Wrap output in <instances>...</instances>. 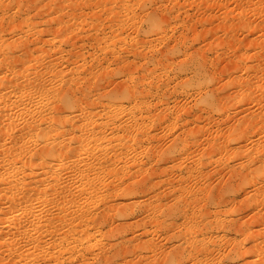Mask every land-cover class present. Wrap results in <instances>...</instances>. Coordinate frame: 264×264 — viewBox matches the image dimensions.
<instances>
[{
	"label": "rangeland",
	"instance_id": "1",
	"mask_svg": "<svg viewBox=\"0 0 264 264\" xmlns=\"http://www.w3.org/2000/svg\"><path fill=\"white\" fill-rule=\"evenodd\" d=\"M0 49V264H264V0H0Z\"/></svg>",
	"mask_w": 264,
	"mask_h": 264
},
{
	"label": "bare ground",
	"instance_id": "2",
	"mask_svg": "<svg viewBox=\"0 0 264 264\" xmlns=\"http://www.w3.org/2000/svg\"><path fill=\"white\" fill-rule=\"evenodd\" d=\"M144 14H145V13H144ZM152 14H154V13H152V12L149 11V12H147V14H145V15H146L147 17L151 18V17H152ZM163 17H164V16H163ZM159 19H160V18H159ZM163 19H164V18H163ZM153 20H154V19H153ZM161 20H162V19H161ZM164 20H165V19H164ZM164 20H163V21H164ZM156 21H157V20H154V22H156ZM158 22L160 23L161 21H158ZM156 23H157V22H156ZM157 24H158V23H157ZM151 25H152V24H151ZM12 40H13V39H12ZM22 41H23V40H22ZM1 44H2V43H1ZM5 44H6V42H5ZM12 44H13V43H12ZM22 44H24V43H22ZM35 44H36V43H35ZM6 45H7V44H6ZM36 45H37V44H36ZM24 46H25V44H24ZM24 46H23V47H24ZM59 46H60V45H59ZM59 46H58V47H59ZM4 47H5V46H4ZM1 48H2V47H1ZM6 48H7V47H6ZM31 48H32V47H31ZM23 49H24V48H23ZM34 49H35V47H34ZM24 50H25V49H24ZM56 50H57V49H56ZM3 51H4V50H3ZM3 51L0 49V53H2ZM25 52H26V51H25ZM174 52H175V51H174ZM23 53H24V51H23ZM139 53H140V52H139ZM173 54H174V53H173ZM27 55H28V54H27ZM140 55L142 56V54H140ZM13 56H14V55H13ZM53 56H54V55H53ZM56 57H57V56H56ZM56 57H55V58H56ZM118 57H121V56H118ZM166 57H167V56H166ZM5 58H6V57H5ZM168 58H169V57H168ZM10 59H11V58H10ZM13 59H14V58H13ZM13 59H12V60H13ZM27 59H28V58H27ZM7 60H8V59H7ZM12 60H11L10 62H13V63L16 64L17 61H18L19 59H17V61H15V62L12 61ZM14 60H15V59H14ZM56 60H57V58H56ZM2 61H3L4 63H3ZM19 61H20V60H19ZM19 61H18V63H19ZM21 61H22V60H21ZM50 61H51V60H50ZM53 61H55V60H53ZM68 61H69V60H68ZM193 61H194V60H193ZM0 62H1V64L3 63L2 65H4V64H8V65H10L9 67H11V69H12V68L15 69L14 67H12L13 64L6 63V60H3V59H2V60H0ZM7 62H9V61H7ZM45 62H46V61H45ZM186 62H188V61H186ZM191 62H192V60H191L189 63H191ZM70 63H72V62H70ZM73 63H74V62H73ZM76 63H77V62H76ZM180 63H182V62H180ZM195 63H196V62H195ZM199 63H201V62H198V66L195 64L194 67H193V66H192V67H191V66H188L189 64L186 65V66H185V64H181V67H180V68H182V70L185 69V72H187L188 70H189V71L191 70V71H193L194 73H201V72H202L201 70H202L203 67H201V65H200ZM204 63H205V61H204ZM193 64H194V63H192L191 65H193ZM11 65H12V66H11ZM16 65H17V64H16ZM55 65H56V64H55ZM199 65H200V66H199ZM203 65H204V64H203ZM203 65H202V66H203ZM6 66H7V65H5L4 67H6ZM46 66L48 67V65H46ZM1 67L3 68V66H1ZM1 67H0V68H1ZM9 67H8V68H9ZM17 67H18V66H17ZM40 67H41V66H40ZM55 67H56V66H55ZM208 67H209V66H208ZM6 68H7V67H6ZM69 68H70V67H69ZM81 68H82V67H81ZM180 68H179V70H181ZM13 69H12V71H13ZM70 69H71V68H70ZM43 70H44V69H43ZM57 70H58V68H57ZM76 70H77V69H76ZM78 70H79V69H78ZM186 70H187V71H186ZM206 70H207V69H206ZM6 71H7V70H6ZM10 71H11V70H10ZM15 71H16V70H15ZM71 71H72V69H71ZM52 72H53V71H52ZM61 72H62V71H61ZM179 72H180V71H179ZM183 72H184V71H183ZM203 72H205L204 69H203ZM203 72H202V74H203ZM206 72H207V71H206ZM41 73H43V72H41ZM41 73H40V74H41ZM48 73H49V72H48ZM54 73H55V72H54ZM43 74H44V73H43ZM50 74H52V73H50ZM61 74H62V73H61ZM75 74H76V73H75ZM205 74H206V73H204V76H205ZM3 75H4V74H3ZM8 75H9V74H8ZM45 75H46V74H45ZM64 75H65V74H64ZM197 75H198V74H197ZM200 75H201V74H200ZM200 75H199V77H200ZM11 76H12V75H11ZM32 76H33V75H32ZM36 76H37V75H36ZM53 76H55V75H53ZM75 76H76V75H75ZM201 76H202V75H201ZM25 77H26V76H25ZM42 77H43V76H42ZM66 77H67V76H66ZM68 77H69V76H68ZM72 77H73V76H72ZM12 78H13V77H12ZM59 78H60V77H59ZM62 78H63V77H62ZM36 79H37V78H35L34 81L30 80L29 83H30V84H33V83H34L33 86H35V89L37 88L36 90H38V89L41 87V84L39 83V81H38L37 83H35ZM60 79H61V78H60ZM5 80H6V79H5ZM39 80H41V79H39ZM43 80H44V79H43ZM56 80H57V79H56ZM61 80H62V79H61ZM11 81H12V80H11ZM11 81H10V82H11ZM15 81H17V80H15ZM23 81H24V80H23ZM68 81H69V80H68ZM74 81H75V80H74ZM74 81H73V83H74ZM21 82H22V81H21ZM42 82H43V81H42ZM50 82H52V81L50 80ZM50 82H49V83H50ZM1 83H2V82H1ZM6 83H7V82H6ZM16 83H18V82H16ZM16 83H15V84H16ZM38 83L40 84V87H39V84H38ZM21 84H22V83H21ZM43 84H44V86H46V85H45L46 82H44ZM7 85H8V84H7ZM16 85L19 86V84H16ZM48 85H49V84H48ZM3 86H5V84H4ZM18 86H17V87H18ZM52 86H53V85H52ZM54 86H55V85H54ZM61 86H62V85H61ZM70 86H71V85H70ZM101 86H102V85H101ZM10 87H11V86H10ZM71 87H72V86H71ZM71 87H69V90H70ZM74 87H75V86H74ZM121 87H122V86H121ZM3 88H5V87H3ZM47 88H48V87H47ZM50 88L52 89V87H50ZM59 88H60V87H59ZM66 88H67V89H66ZM66 88H65V91H64L65 93L63 92V93H64V96L62 97V95H61L62 100H63V101H62V104H61V105L58 104V105H60V107H58L57 109H55V106H54V108H53L54 111L51 110V112H50V110H48V111L46 110L48 114H50V113H52V112H55V113L57 112L56 114H58V113H63V112L65 111V108H66V107H67V108H68V107L70 108V106H71V107L73 106V105H72V100H71V97H72V96H70L71 93H69V92H72V91H69V90H68V87H66ZM156 88L159 89L160 86H158V87H156ZM161 88H163V87H161ZM161 88H160V89H161ZM10 89H11V88H10ZM28 89H29V88H28ZM32 89H33V88H32ZM35 89H34V90H35ZM42 89H43V88H42ZM63 89H64V88H63ZM76 89H77V88H76ZM126 89H127V90L124 89L125 91H122V90H121V92H123V93L125 92V95H126V92L129 91L128 88H126ZM150 89H151V88H150ZM150 89H149V90H150ZM158 89H155V91L157 92ZM26 90H27V89H26ZM61 90H62V89H61ZM61 90H60V91L58 90V91L60 92V94H61ZM2 91H3V90H2ZM11 91H12V90H11ZM20 91H21V90H20ZM130 91H131V90H130ZM133 91H134V90H133ZM151 91H152V90H151ZM151 91H149V92H150V93H153V91H152V92H151ZM161 91H162V90H161ZM32 92H33V91H30V93H27V94H31V95H32ZM35 92H36V91H35ZM42 92H44V89H43ZM42 92H41V94H42ZM50 92H51V91H50ZM56 92H57V91H56ZM77 92H78V91H77ZM81 92H82V91H81ZM214 92H215V91H214ZM23 93H25V91H24ZM36 93H37V92H36ZM57 93H58V92H57ZM57 93L54 92V96H55V94H57ZM109 93H113V92L109 91ZM145 93H146V92H145ZM157 93H158V92H157ZM209 93H211V92H209ZM218 93H219V92H218ZM5 94H6V93H5ZM39 94H40V92H39ZM39 94H38V95H39ZM44 94H45V93H44ZM60 94H57V96L60 95ZM72 94H73V93H72ZM86 94H87V93H86ZM86 94H85V95H86ZM128 94H129V93H128ZM147 94H148V93H147ZM212 94H213V91H212ZM212 94H211V96H212ZM216 94H217V93H216ZM16 95H17V94H16ZM52 95H53V91H52ZM73 95H74V94H73ZM111 95H112V94H111ZM116 95H117V94H116ZM157 95H158V94H157ZM161 95H162V94H161ZM28 96H29V95H28ZM36 96H37V95H36ZM40 96H41V95H40ZM44 96H45V95H44ZM75 96H76V95H75ZM121 96H122V95H121ZM221 96H222V95H221ZM23 97L25 98L24 95H23ZM55 97H56V96H55ZM58 97H59V96H58ZM61 97H60V98H57V100L59 99V102L61 101V100H60ZM85 97H86V96H85ZM124 97H125V96H124ZM212 97H213V96H212ZM24 98H23V99H24ZM26 98H28V100L30 101V99L33 100L34 97L32 96V98H30V99H29V97H26ZM73 98H75V97H73ZM76 98H77V97H76ZM91 98H92V97H91ZM220 98H221V97H220ZM5 99H6V97H5ZM19 99H20V97H19ZM34 99H35V98H34ZM39 99H40V97H39ZM42 99H44V97H43ZM49 99H50V98H49ZM54 99H55V98H54ZM116 99H118V98H116ZM52 100H53V98H52ZM52 100H51V101H52ZM57 100H56V101H57ZM96 100H97V99H96ZM0 101H1V100H0ZM14 101H15V100H14ZM18 101L20 102V100H18ZM46 101H47V100H46ZM53 101H54V100H53ZM74 101H75V99H74ZM74 101H73V103H74ZM90 101H91V100H90ZM92 101H93V100H92ZM221 101H222V100H221ZM5 102H6V101H5ZM16 102H17V101H16ZM19 102H18V103H19ZM26 102H27V101H26ZM32 102H33V101H32ZM44 102H45V101H44ZM47 102L49 103V101H47ZM79 102H80V101H79ZM12 103H13V102H12ZM18 103H17V104H18ZM22 103H24L23 100H21V102L19 103V105L22 104ZM27 103H28V102H27ZM36 103H37V102H36ZM57 103H58V102H57ZM60 103H61V102H60ZM75 103H76V101H75ZM139 103H140V102H139ZM17 104H16V105H17ZM25 104H26V103H25ZM31 104H32V103H31ZM33 104H34V103H33ZM49 104H50V103H49ZM77 104H79V103L77 102ZM88 104H89V103H88ZM9 105H10V104H9ZM19 105H18V106H19ZM23 105H24V104H22V106H23ZM37 105H38V104H37ZM41 106H42V105H41ZM51 106H52V105H51ZM51 106H50V109H51ZM9 107H10V106H9ZM26 107H27V106L25 105L24 108H26ZM56 107H57V105H56ZM20 108H21V107H20ZM22 108H23V107H22ZM43 108H44V107H43ZM73 108H74V106H73ZM77 108H78V107H77ZM91 108H92V106H91ZM11 109H12V108H11ZM13 109H14V108H13ZM39 109H40V107H39ZM67 110H68V109H67ZM70 110H71V109H70ZM139 110H140V109H139ZM141 110H142V109H141ZM0 111H1V110H0ZM28 111H29V110H28ZM31 111H32V109H31ZM34 111L36 112V110H34ZM42 111H43V110H42ZM42 111H41V112H42ZM8 112H9V111H8ZM131 112H132V111H131ZM140 112H141V111H140ZM1 113H2V112H1ZM47 113H42V114L38 113V114H40V115H38V114H32V115H31L32 118L29 120V123H28V121L26 122L27 124H29L30 127L27 126V128L29 127L30 130H31L32 127H33V129H34V128H35V129H38V128L40 129V135H42L41 133H43V138H42V136H41V137L39 136V137L41 138L42 141H43L44 139L46 140V138H47V136H46L47 132H49V131L53 128V126H55V123H54L53 126H47V123H46V125L44 124V122L46 121V119H45V121H44V116H46L45 114H47ZM55 113H54V114H55ZM64 113H65V112H64ZM11 114H12V113H11ZM25 114H26V113H25ZM27 114H29V113H27ZM48 114H47V115H48ZM52 114H53V113H52ZM15 115H16V114H15ZM29 115H30V114H29ZM29 115H28V116H29ZM43 115H44V116H43ZM59 115H60V114H59ZM73 115H74V114H73ZM137 115H138V114H137ZM3 116H4V115H3ZM23 116H24V114H23ZM31 116H30V117H31ZM50 116H51V115H50ZM60 116H61V115H60ZM135 116H136V115H135ZM153 116H154V115H153ZM157 116H158V115H157ZM4 117H5V116H4ZM42 117H43V118H42ZM46 117H47V116H46ZM64 117H65V116H64ZM64 117L62 118L63 120H60V121L58 122V124L56 123L57 126H55V127H58V126H60V127H65L66 124L63 122V121H65V118H64ZM74 117H75V115H74ZM2 118H3V117H2ZM14 118H15V117H14ZM20 118H21V117H20ZM47 118H48V117H47ZM67 118H68V117H67ZM67 118H66V119H67ZM72 118H73V117H72ZM91 118H92V117H91ZM139 118H140V117H139ZM142 118H143V117H142ZM156 118H157V117H156ZM158 118H159V117H158ZM0 119H1V118H0ZM4 119H5V118H4ZM6 119H7V118H6ZM26 119H27V118H26ZM55 119H56V118H55ZM88 119H89V118H88ZM153 119H154V118H153ZM18 120H19V119H18ZM47 120H48V119H47ZM75 120H76V119H75ZM85 120H86V119H85ZM136 120H138V119H136ZM136 120H135V121H136ZM5 121H6V120H5ZM55 121H56V120H55ZM66 121H69V120L67 119ZM70 121H71V120H70ZM78 121H79V120H78ZM86 121H87V120H86ZM86 121H85V123H86ZM89 121H90V120H89ZM89 121H88V122H89ZM94 121H95V120H94ZM106 121H107V120H106ZM130 121H131V120H130ZM142 121H144V119H143ZM7 122H8V121H7ZM19 122H20V121H19ZM46 122H47V121H46ZM92 122H93V121H92ZM107 122H108V121H107ZM156 122H158V121H156ZM9 123H10V122H9ZM66 123H67V122H66ZM105 123H106V122H105ZM123 123H124V122H123ZM126 123H127V122H126ZM128 123H129V122H128ZM131 123H132V122H131ZM139 123H140V122H138V124H139ZM14 124H15V123H14ZM16 124H17V123H16ZM24 124H25V123H24ZM24 124H23V125H24ZM43 124H44L45 126H43ZM68 124H69V123H67V125H68ZM72 124H73V123H72ZM82 124H83V123H82ZM87 124H89V123H87ZM91 124H92V123H91ZM96 124H97V123H96ZM111 124H112V123H111ZM134 124H135V123H134ZM143 124H144V122H143ZM11 125H12V124H11ZM48 125H49V124H48ZM51 125H52V124H51ZM77 125H79V124H77ZM123 125H125V124H123ZM140 125H141V124H140ZM89 126H90V124H89ZM98 126H99V125H98ZM106 126H107V125H106ZM129 126H130V125H129ZM79 127H80V126H79ZM84 127H85V126H84ZM84 127L82 126L81 128L84 129ZM95 127H97V126H95ZM127 127H128V126H126V128H127ZM139 127H140V126H139ZM139 127L137 126V128H139ZM7 128H8V127H7ZM13 128H14V127H13ZM65 128H66V127H65ZM65 128H64V129H65ZM87 128H88V127H87ZM97 128H98V127H97ZM99 128H100V127H99ZM110 128H111V127H110ZM114 128H115V127H114ZM114 128H113V129H114ZM124 128H125V127H124ZM130 128H131V127H130ZM135 128H136V127H135ZM135 128L133 129L134 131H136ZM140 128H141V127H140ZM55 129H56V128H55ZM79 129H80V128H79ZM83 129H80V130H83ZM85 129H86V127H85ZM131 129H132V128H131ZM23 130H24V129H23ZM52 130H53V129H52ZM52 130H51V131H52ZM58 130H59V129H58ZM80 130H79V131H80ZM87 130H88V129H87ZM102 130H103V129H102ZM127 130H129V129H127ZM127 130H126V132H127ZM24 131H25V130H24ZM51 131H50V132H51ZM66 131H67V130H66ZM68 131H69V130H68ZM96 131H99V130L96 129ZM117 131H118V130H117ZM124 131H125V130H124ZM129 131H130V130H129ZM131 131H132V130H131ZM137 131H140V129L137 130ZM30 132H32V131H30ZM30 132H29V133H30ZM0 133H1V132H0ZM5 133H7V132L5 131ZM5 133H4V134H5ZM21 133H22V132H21ZM56 133H57V132H56ZM56 133H55V134H56ZM61 133H62V132H61ZM64 133H65V132H64ZM64 133H62V134H64ZM85 133H86V132H85ZM98 133H99V132H98ZM98 133H97V134H98ZM101 133H102V132H101ZM129 133H130V132H129ZM139 133H140V132H139ZM143 133H144V132H143ZM22 134H23V133H22ZM49 134H50V133H49ZM82 134H83V133H82ZM93 134H94V133H93ZM19 135H20V134H19ZM58 135H59V133H58ZM58 135H57V136H58ZM78 135H79V134H78ZM99 135H100V133H99ZM128 135H129V134H128ZM55 136H56V135H55ZM60 136H61V135H60ZM86 136H87V135H86ZM130 136H131V133H130ZM11 137H12V136H11ZM22 137H23V136H22ZM48 137H49V136H48ZM65 137H66V136H65ZM67 137H68V136H67ZM67 137H66V138H67ZM58 138H59V137H58ZM85 138H86V137H85ZM87 138H88V137H87ZM14 139L16 140L15 137L12 138V140H14ZM29 139H30V138H29ZM48 139H50V138H47V141H46V142L49 141ZM53 139H54V138H53ZM98 139H99V138H98ZM22 140H23V139H22ZM36 140H37V139H36ZM95 140H96V139H95ZM26 141H27V140H25V143H26ZM28 141H29V140H28ZM30 141H31V140H30ZM30 141H29V142H30ZM39 141H40V140H39ZM14 142H15V141H14ZM29 142H27V143H29ZM60 142H62V141H60ZM63 142H64V141H63ZM67 142H68V141H67ZM81 142H82V141H81ZM15 143H16V142H15ZM25 143H24V144H25ZM43 143H44V142H43ZM48 143H51V142L49 141ZM48 143H47V144H48ZM65 143H66V141H65ZM120 143H121V142H120ZM123 143H124V142H123ZM52 144H53V143H52ZM52 144H51V146H48V147H49V150H50V151H49V150H48V151L51 152V153H52V152L55 153V152L57 151V147L53 146ZM56 144H57V143H56ZM62 144H63V143H62ZM79 144H80V143H79ZM45 145H46V143H45ZM48 145H49V144H48ZM63 145H64V144H63ZM69 145H70V144H68V146H69ZM80 145H81V144H80ZM211 145L213 146V144H211ZM214 145H215V147L217 148V145H216V144H214ZM218 145H219V144H218ZM20 146H21V144H20ZM23 146H24V145H23ZM27 146H28V145H27ZM59 146H60V145H59ZM220 146H221V145H220ZM34 147H35V146H34ZM38 147H39V146H38ZM46 147H47V146H46ZM60 147H61V146H60ZM26 148H27V147H26ZM44 148H45V146H44ZM61 148H62V147H61ZM68 148H69V147H68ZM123 148H124V146H123ZM213 148H214V147H212L211 149H213ZM19 149H21V148H19ZM27 149H28V148H27ZM27 149H26V150H27ZM74 149H75V148H74ZM46 150H47V149H46ZM59 150H60V148H59ZM59 150H58V151H59ZM64 150H66V149H64ZM114 150H115V149H114ZM218 150H219V149H218ZM14 151H15V150H14ZM11 152H12V151H11ZM27 152H28V151H27ZM29 152H30V151H29ZM49 152H48V153H49ZM60 152H61V151H60ZM65 152H66V151H65ZM72 152H73V150H72ZM116 152H117V151H116ZM3 153H4V152H3ZM9 153H10V152H9ZM16 153H17V152H16ZM20 153H21V152H20ZM14 154H15V153H14ZM114 154H115V153H114ZM15 155H16V154H15ZM20 155H21V154H19V156H20ZM51 155H53V154H51ZM55 155H56V154H55ZM6 156H7V155H6ZM9 156H10V155H9ZM17 156H18V155H17ZM19 156H18V157H19ZM30 156H31V155H30ZM42 156H43V155H42ZM56 156H57V155H56ZM56 156H54V157H56ZM96 156H97V155H96ZM43 157H44V156H43ZM105 157H106V156H105ZM4 158H5V156H4ZM95 158H96V157H95ZM97 158H98V157H97ZM11 159H13V158H11ZM46 159H47V158H46ZM46 159H45V160H46ZM105 159H106V158H105ZM45 160H44V161H45ZM2 161H3V160H2ZM11 161H13V160H11ZM11 161H10V163H12V164L9 165L8 168H9L10 166L13 165V162H14V161H13V162H11ZM18 161H19V160H18ZM92 161H93V160H92ZM94 161H95V160H94ZM96 161H97V160H96ZM99 161H100V160H99ZM101 161H102V160H101ZM7 162H8V161H7ZM16 162H17V161H16ZM27 162H28V160H27ZM46 162H47V161H46ZM14 163H15V162H14ZM42 163H43V162H42ZM97 163H99V162L97 161ZM107 163H108V162H107ZM107 163H105V164L107 165ZM4 164H5V163H4ZM7 164H8V163H7ZM34 164H35V163H34ZM101 164H102V163H101ZM27 165H28V164H27ZM94 165H95V164H94ZM94 165H93V166H94ZM96 165H97V164H96ZM1 166H2V165H1ZM13 166H14V165H13ZM28 166H29V165H28ZM30 166H31V165H30ZM33 166H34V165H32V167H33ZM35 166H37V165H35ZM90 166H91V165H90ZM104 166H105V165H104ZM6 167H7V166H6ZM32 167H31V168H32ZM45 167H46V166H45ZM88 167H89V166H88ZM96 167H97V166H96ZM1 168H2V167H1ZM4 168H5V167H4ZM4 168H3V169H4ZM29 168H30V167H29ZM34 168H35V167H34ZM92 168H93V167H92ZM84 169H86V168H84ZM1 170H2V169H1ZM9 170H10V169H8V171H9ZM23 170H26V169H23ZM40 170H41V169H40ZM191 170H192V169H191ZM5 171H6V170H5ZM8 171H7V172H8ZM86 171H87V170H86ZM89 171H90V170H89ZM115 171H116V170H115ZM118 171H119V170H118ZM118 171H116V172H118ZM3 172H4V171H3ZM18 172H19V171H18ZM22 172H23V171H22ZM31 172H32V171H31ZM10 173H11V172H10ZM15 173H16V172H14V174H15ZM19 174H20V173H19ZM19 174H18V175H19ZM24 174H25V173H24ZM24 174H23V175H24ZM55 175H56V174H55ZM55 175H54V176H55ZM200 175H201V174H200ZM7 176H8V175H7ZM19 176H20V175H19ZM21 176H22V175H21ZM29 176H30V175H29ZM0 177H1V176H0ZM6 178H9V177H6ZM56 178H57V176H56ZM0 179L2 180V177H1ZM3 179H4V178H3ZM15 179H16V178H15ZM18 179H20V178H18ZM18 179H17V180H18ZM7 180H8V179H7ZM44 182H45V181H44ZM10 183H11V182H10ZM18 183H19V181H18ZM146 184H147V183H146ZM43 185H44V184H43ZM45 185H46V184H45ZM55 185H56V184H55ZM139 185H140V183H139ZM139 185H138V186H139ZM36 186H37V185H36ZM42 187H43V186H42ZM61 187H62V186H61ZM142 187H143V186H142ZM226 187H227V186H226ZM226 187H225V188H226ZM124 188H125V186H124ZM127 188H128V187H127ZM57 189L59 190V188H57ZM125 189H126V188H125ZM130 189H131V188H130ZM227 189H228V188H227ZM115 190H116V189H115ZM123 191H125V190L123 189ZM224 191L226 192V190H224ZM114 192H115V191H114ZM128 192H129V191H128ZM124 193H125V192H124ZM124 193H123V194H124ZM129 193H130V192H129ZM160 193H161V192H160ZM95 194H96V193H95ZM226 194H227V193H226ZM154 195H155V194H154ZM159 195H160V194H159ZM156 197H157V196H156ZM121 205H122V204H121ZM118 207H119V206H118ZM111 208H112V207H111ZM88 212H89V211H88ZM84 213H85V212H84ZM123 215H124V214H123ZM79 216H80V215H79ZM84 216H85V215H84ZM89 218H91V217L89 216ZM92 218H93V216H92ZM156 218H157V217H156ZM84 219H85V218H84ZM84 219H83V220H84ZM142 219H143V218H142ZM154 220H155V219H154ZM86 222H87V221H86ZM139 222H140V221H139ZM84 224H85V223H84ZM85 225H86V224H85ZM130 225H131V224H130ZM131 226H132V225H131ZM139 226H140V225H139ZM150 242H151V241H150ZM153 242H154V241H153ZM143 243H144V241H143ZM144 244H145V243H144ZM151 244H152V242H151ZM112 247H113V246H112ZM123 248H124V247H123ZM193 248H194V247H193ZM179 249H180V248H179ZM179 249H178V250H179ZM118 251H119V250H118ZM99 252H100V251H99ZM104 252H105V251H104ZM180 252H181V251H180ZM183 252H185V251H183ZM90 253H91V252H90ZM177 253H178V252H177ZM177 253H175V254H177ZM189 253H190V252H189ZM95 254H96V253H95ZM113 254H114V253H113ZM178 254H179V253H178ZM173 259H174V258H173ZM173 261H174V260H173ZM139 262H140V261H139Z\"/></svg>",
	"mask_w": 264,
	"mask_h": 264
}]
</instances>
